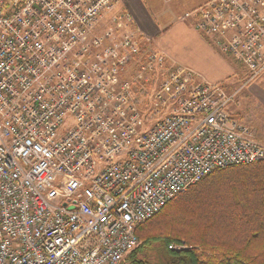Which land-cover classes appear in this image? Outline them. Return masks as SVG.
<instances>
[{
    "label": "built area",
    "instance_id": "obj_1",
    "mask_svg": "<svg viewBox=\"0 0 264 264\" xmlns=\"http://www.w3.org/2000/svg\"><path fill=\"white\" fill-rule=\"evenodd\" d=\"M119 5L0 0V264H122L176 196L264 160L220 84L183 67L159 83L167 56ZM182 19L250 81L264 73V0ZM146 105L170 113L147 130Z\"/></svg>",
    "mask_w": 264,
    "mask_h": 264
},
{
    "label": "trees",
    "instance_id": "obj_2",
    "mask_svg": "<svg viewBox=\"0 0 264 264\" xmlns=\"http://www.w3.org/2000/svg\"><path fill=\"white\" fill-rule=\"evenodd\" d=\"M136 234L129 264H264V162L213 172Z\"/></svg>",
    "mask_w": 264,
    "mask_h": 264
},
{
    "label": "crops",
    "instance_id": "obj_3",
    "mask_svg": "<svg viewBox=\"0 0 264 264\" xmlns=\"http://www.w3.org/2000/svg\"><path fill=\"white\" fill-rule=\"evenodd\" d=\"M207 0H120L155 50L168 58L167 69H190L209 83H225L234 76L236 59L221 55L196 28V20L182 18Z\"/></svg>",
    "mask_w": 264,
    "mask_h": 264
},
{
    "label": "rangeland",
    "instance_id": "obj_4",
    "mask_svg": "<svg viewBox=\"0 0 264 264\" xmlns=\"http://www.w3.org/2000/svg\"><path fill=\"white\" fill-rule=\"evenodd\" d=\"M145 36L149 38L147 35ZM208 41L214 48H216V50L221 55L225 57H230V58L233 57L230 55H225L215 44H213L210 40ZM232 64L235 66L234 76L228 82L218 83L226 91L228 96L235 95V98H234L235 102L229 107L230 115L232 116V118L236 119L241 124L246 125L247 127H250L252 129V132L255 138L260 143L264 144V73L260 75V77H258L256 80L250 81L249 78L251 75L247 72L246 68L239 61H237L236 63H232ZM168 72L170 71H168L167 69L165 73H161L160 78H159V83L163 82L168 77V74H169ZM146 99L148 101V98ZM150 108L151 106L146 105L145 112H144L145 119H146L144 129H147V130H149L153 126L154 122L168 116L170 113L169 111L170 108L166 107L165 110L163 109L161 111L162 112L161 115L150 117L149 116ZM259 162H264V160L259 161ZM254 163H257V162H254ZM250 164H253V163H250ZM244 165H249V164H244ZM235 166H239V165H235ZM174 243L175 242H171L168 248L174 252H177L175 250ZM140 245H141V241L139 240L137 247H139ZM135 249H133L127 255L125 264H129L133 251H135ZM182 252H179V253H182Z\"/></svg>",
    "mask_w": 264,
    "mask_h": 264
}]
</instances>
